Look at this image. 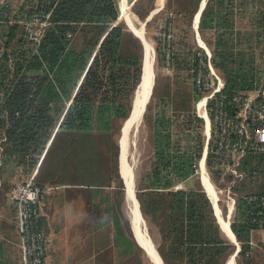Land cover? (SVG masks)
<instances>
[{
  "label": "trees",
  "instance_id": "1",
  "mask_svg": "<svg viewBox=\"0 0 264 264\" xmlns=\"http://www.w3.org/2000/svg\"><path fill=\"white\" fill-rule=\"evenodd\" d=\"M199 3L164 0L173 11L171 59L165 65L155 35L157 72L142 114L151 153L135 194L149 234L152 227L159 233L164 264H224L235 249L221 235L193 167L205 139L195 111L203 94L195 86L197 51L206 58L192 26ZM152 7L150 0L132 4L142 20ZM119 13L117 0H0V177L7 178L6 166L27 176L38 165L37 185L44 187L43 179L85 185L92 197L87 207L99 211L91 217L105 225L104 232L92 228L90 264L99 254L110 256L105 264H143L146 255L121 212L118 170V140L141 80L143 44L123 18L117 21ZM36 16L48 24L29 46L23 24ZM158 17L147 27L156 19V28ZM197 30L227 91L264 87V0H206ZM207 109L211 116L210 103ZM206 167L215 185L231 184L233 175L209 154ZM238 168L242 177L230 186L238 256L242 264H264V252L249 245L254 225L245 198L264 194V151L247 152Z\"/></svg>",
  "mask_w": 264,
  "mask_h": 264
},
{
  "label": "built area",
  "instance_id": "2",
  "mask_svg": "<svg viewBox=\"0 0 264 264\" xmlns=\"http://www.w3.org/2000/svg\"><path fill=\"white\" fill-rule=\"evenodd\" d=\"M152 1L155 13L159 14L155 35L165 56V65H168L173 40V11L164 8V0L159 3L157 0ZM47 24V18L38 16L26 21L22 31L26 44L35 45ZM200 47L206 58H203L201 51H197L195 86L203 94L196 102V113L204 119L205 126L208 122V132L204 128V144L199 156L193 160V167L199 180L203 174L209 178L206 167L209 154L215 163L223 166L224 172L233 175L231 184L219 189L227 192L228 210L232 211L235 198L230 195V186L242 177L238 168L241 158L249 151H264V87L248 91H227L224 79L210 61L209 48L206 45ZM208 103L211 116L208 114ZM35 172L36 169L28 178L16 182L10 189V197L18 213L22 264H43L45 256V235L39 219L44 215L42 200L47 188L33 182ZM245 198L251 206L249 212L254 229H264V194L249 193Z\"/></svg>",
  "mask_w": 264,
  "mask_h": 264
},
{
  "label": "crops",
  "instance_id": "3",
  "mask_svg": "<svg viewBox=\"0 0 264 264\" xmlns=\"http://www.w3.org/2000/svg\"><path fill=\"white\" fill-rule=\"evenodd\" d=\"M159 2H161V0H157V3ZM153 14H155L154 7H152L150 13L147 15L149 16V19ZM194 17L196 19V16ZM136 20L143 26V22H141L137 18ZM198 21H195L193 18L194 29L196 24L198 26ZM4 169L7 171V174H9V177L3 179L0 177V183L2 180V185L0 184V264H22L17 210L14 202L10 197V189L17 181L13 180L14 183L10 187L9 183L12 179H17L18 182L25 180L30 176L31 173H33L35 169L37 172L38 165L29 175H27V177L22 173H17L18 169L15 166H6V168ZM36 172L34 174V179ZM41 183L44 184V187L47 188V193L45 194L44 201V209L46 210V214L42 216L41 220V227L45 234V256L43 264H90L92 262V254L89 247L92 246V228H97L100 232H104L105 228V225H102L100 222H95V217H91L92 215L97 216V213H99V211L92 212V210L87 207V199H89L90 202L92 200L91 193L85 190V185L72 183L67 179H55L52 181H46L43 179ZM199 183L201 185L203 184L201 180H199ZM4 187L5 189H1ZM209 200L212 204L216 221L221 230V235L235 245V249L227 257L224 264H242L240 257L238 256L240 243L230 226L231 214L228 215L226 213L225 215V213L219 206L221 214L228 219V226L230 228V232L232 231L231 233L233 236H231V234H229L226 228L221 224L218 218L217 210L215 209L216 207L214 206V203H212V200L210 198ZM97 210H101V208H98ZM95 225L97 226L95 227ZM130 225L133 234L132 222ZM134 239L139 245L135 236ZM158 243H160L159 233ZM100 245L101 242H99L97 246ZM109 245L110 249L112 250L115 249L114 247H117V244L114 242ZM249 245L255 251L261 250L262 252H264V229H252L250 231ZM141 248L144 250L151 264H155L150 259L149 255L146 252V249H144L143 247ZM155 248L159 254L157 245H155ZM159 256L162 260V263L164 264L160 254ZM109 260L110 256H107V254L104 256L102 254H99L98 256H96V260L94 258V262H96V264H105Z\"/></svg>",
  "mask_w": 264,
  "mask_h": 264
},
{
  "label": "bare ground",
  "instance_id": "4",
  "mask_svg": "<svg viewBox=\"0 0 264 264\" xmlns=\"http://www.w3.org/2000/svg\"><path fill=\"white\" fill-rule=\"evenodd\" d=\"M119 11L121 17L128 22L132 28L138 32L143 39V45L145 46V56H144V81L145 84L142 86V90L137 91L135 108L133 109L131 116L127 120L124 128H123V136L121 137V154H120V169L121 173L125 179V192H126V203H127V212H130L131 215V222H132V229L134 232V236L137 238L139 243L149 252L151 257L153 258L155 264H162L159 254L153 244L152 239L148 236L147 230L143 224L142 217L138 210L137 202L135 196L133 194V168L131 169L130 174V164L128 160L129 154V146L132 143L130 140V129L134 126L136 127L139 120L141 119L143 113V105L146 101L148 94L150 92V84L151 79L148 74L151 75V68L153 67V58H154V49L150 39L146 36L144 30L142 29V24H137L133 18L130 16L129 12L127 11L126 7V0H119ZM150 79V80H149ZM206 130L208 132V122L206 123ZM133 167V166H132ZM202 185H204L207 193L211 197V200L214 203L215 209L218 213V218L221 224L226 228L227 232L232 235V231L230 232V228L228 226V219L227 217L221 214L220 208L217 203L218 195L213 183L207 177V175L203 174L201 176ZM129 216V215H128Z\"/></svg>",
  "mask_w": 264,
  "mask_h": 264
},
{
  "label": "rangeland",
  "instance_id": "5",
  "mask_svg": "<svg viewBox=\"0 0 264 264\" xmlns=\"http://www.w3.org/2000/svg\"><path fill=\"white\" fill-rule=\"evenodd\" d=\"M12 2H15V1H20V0H11ZM118 1V5H119V0ZM152 1V0H150ZM133 4V2H132ZM132 4H131V1L129 0H126V7H127V11L129 12L130 16L133 18V20L137 23V24H141L140 22H137L136 18L138 20H140L141 22H143L142 19H140L138 17V15L132 10ZM154 5V4H153ZM130 6V7H129ZM134 13V15L130 12V10ZM136 16V17H135ZM194 18V17H193ZM156 20V19H155ZM151 21L150 25L147 27L146 23H145V26H144V31H145V34L146 36L150 39L152 45H153V49H154V60H153V71H154V74L157 72V61H156V37H155V23L156 21ZM192 26L193 25V21H192ZM150 27V28H149ZM194 29V28H193ZM194 40L196 42V44H198L199 46L200 45H206V43L203 41V39L201 38L198 30L194 29ZM207 47V45H206ZM264 56V54H263ZM264 74V73H263ZM195 111H196V103H195ZM202 112V111H201ZM143 114V113H142ZM205 123V122H204ZM203 123V132H204V128L206 130V127H205V124ZM130 140H131V144L129 146V154H128V160H129V164H130V174H131V169L133 168V173H134V190L136 192V183L139 179V177L141 176L143 170L147 167V164H148V157L150 156V145H149V141H148V129H147V126L145 125V123L143 122V119H142V116H141V119L139 120L137 126L133 127L132 129H130ZM205 136V135H204ZM120 138V137H119ZM118 143H119V140H118ZM119 163V162H118ZM133 166V167H132ZM22 173V171H17V173ZM23 174V173H22ZM209 174V173H208ZM6 177H8V174H6ZM27 177V176H26ZM25 179V178H24ZM209 179H210V176H209ZM13 180H16L18 182L17 179H12L9 183V187L12 186V184L14 183ZM20 181V180H19ZM199 181V180H198ZM33 182H35V179H33ZM37 182V181H36ZM213 183V182H212ZM215 189H216V192H217V195H218V199H217V202H218V206H220V208L222 209V211L225 213L230 215L231 214V217H230V221L232 219V214H233V209L232 211H229L228 210V194L226 191L224 190H219V189H223L222 187L220 186H217L213 183ZM125 186V185H124ZM227 187V186H226ZM225 187V188H226ZM1 189H5L4 188H1ZM47 193V192H46ZM126 195V194H125ZM230 195L233 197V195L231 194L230 192ZM234 198V197H233ZM13 201V200H12ZM43 203H42V211L44 212V215L46 214V210L44 209V201H45V195H44V198H43ZM14 202V201H13ZM230 203V201H229ZM14 205L16 206L15 202H14ZM127 203H126V199H125V196H123V200H122V204H121V212H123V215L126 217V219L129 220L130 224H131V215H130V212L128 213L127 212ZM224 208H225V211H224ZM17 210V208H16ZM129 215V216H128ZM227 215V216H228ZM17 217H18V213H17ZM145 222H143L145 228L147 227V233L149 234L148 232V226L147 224H145ZM151 234L150 235V238H152V241L154 242L155 245L158 244V233L156 231V229L154 227H152V231L150 232ZM134 234V232H133ZM134 237V236H133ZM154 245V246H155ZM143 264H151V262L149 261V259L147 258V256L145 255V259H144V263Z\"/></svg>",
  "mask_w": 264,
  "mask_h": 264
},
{
  "label": "water",
  "instance_id": "6",
  "mask_svg": "<svg viewBox=\"0 0 264 264\" xmlns=\"http://www.w3.org/2000/svg\"><path fill=\"white\" fill-rule=\"evenodd\" d=\"M205 3H206V0H201L200 1V3H199V6H198V10L196 11V13H195V15L194 16H196V19H195V17H194V20L195 21H198V17H199V15H200V13H201V11H202V9L204 8V6H205ZM149 19V16H147L144 20H143V28H144V26H145V23H146V21ZM118 20H123L122 19V17H121V14L119 13V16H118V18H117V21ZM124 22H125V24L129 27V29H131L132 30V32L141 40V42H142V44H143V39H142V36L138 33V32H136L133 28H132V26L128 23V22H126L125 20H123ZM196 26H197V24H196ZM144 56H145V46L143 45V62H142V74H141V80H140V82H139V84H138V86H137V88H136V90H135V93H134V98H133V101H132V107H131V110H130V113H129V115H128V117L125 119V121L123 122V125H122V127H121V134H120V138H119V156H118V158H119V172H120V176L123 178V182H124V185H125V179H124V176H123V174L121 173V169H120V154H121V137L123 136V128H124V126H125V124H126V122H127V120L129 119V117L131 116V113H132V111H133V109L135 108V102H136V96H137V91L138 90H142V86H144V84H145V81H144V73H145V68H144ZM154 60V59H153ZM154 63V62H153ZM148 76L150 77V79H151V84H150V92H149V94H148V97H147V99H146V101L144 102V105H143V112H144V110H145V106H146V104H147V102L149 101V98L151 97V94H152V88H153V84H154V76H155V74H154V71H153V67L151 68V75L150 74H148ZM149 79V80H150ZM52 137V136H51ZM49 143H50V141L48 142V145H49ZM125 187V186H124ZM202 187H203V185H202ZM204 189V188H203ZM133 190H134V173H133ZM205 190V189H204ZM125 191V190H124ZM205 192H206V194L209 196V194L207 193V191L205 190ZM126 193V192H125ZM133 194H134V196H135V199H136V202H137V206H138V210H139V212H140V215H141V217H142V220H143V222H145V219H144V217H143V214H142V212H141V209H140V206H139V202H138V200H137V197H136V194H135V190L133 191ZM209 198L211 199V197L209 196ZM212 203H213V201H212ZM146 224V223H145ZM146 226V225H145ZM146 229H147V227H146ZM149 237H150V235H148ZM136 238V237H135ZM137 239V238H136ZM137 242L139 243V241L137 240ZM139 245L141 246V247H143L140 243H139ZM144 248V247H143ZM145 249V248H144ZM146 252H147V254L149 255V257H150V259L153 261V263H155L154 262V260H153V258L151 257V255L149 254V252L146 250ZM160 257V256H159ZM160 260H161V258H160ZM161 263H162V260H161ZM163 264V263H162Z\"/></svg>",
  "mask_w": 264,
  "mask_h": 264
}]
</instances>
